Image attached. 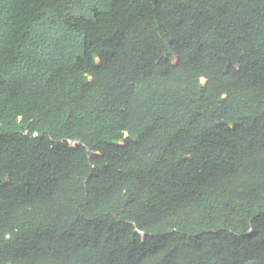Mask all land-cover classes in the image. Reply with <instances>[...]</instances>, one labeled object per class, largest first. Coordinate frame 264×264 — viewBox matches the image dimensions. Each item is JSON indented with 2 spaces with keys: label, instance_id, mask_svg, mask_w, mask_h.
<instances>
[{
  "label": "trees",
  "instance_id": "obj_1",
  "mask_svg": "<svg viewBox=\"0 0 264 264\" xmlns=\"http://www.w3.org/2000/svg\"><path fill=\"white\" fill-rule=\"evenodd\" d=\"M0 264H264V0H0Z\"/></svg>",
  "mask_w": 264,
  "mask_h": 264
},
{
  "label": "rangeland",
  "instance_id": "obj_2",
  "mask_svg": "<svg viewBox=\"0 0 264 264\" xmlns=\"http://www.w3.org/2000/svg\"><path fill=\"white\" fill-rule=\"evenodd\" d=\"M176 61H177V59H173V61H172V62H173V63H175ZM71 144H74V143H71Z\"/></svg>",
  "mask_w": 264,
  "mask_h": 264
}]
</instances>
